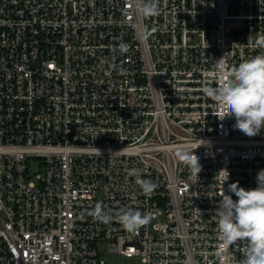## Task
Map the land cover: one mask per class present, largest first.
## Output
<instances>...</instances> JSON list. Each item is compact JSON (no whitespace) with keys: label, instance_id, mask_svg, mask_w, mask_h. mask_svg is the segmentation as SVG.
Masks as SVG:
<instances>
[{"label":"built area","instance_id":"2783aa9c","mask_svg":"<svg viewBox=\"0 0 264 264\" xmlns=\"http://www.w3.org/2000/svg\"><path fill=\"white\" fill-rule=\"evenodd\" d=\"M264 264V0H0V264Z\"/></svg>","mask_w":264,"mask_h":264},{"label":"rangeland","instance_id":"374dc122","mask_svg":"<svg viewBox=\"0 0 264 264\" xmlns=\"http://www.w3.org/2000/svg\"><path fill=\"white\" fill-rule=\"evenodd\" d=\"M103 253L105 254V257L112 261L115 264H131L132 259L128 258L124 255H121L119 253L109 252L105 245L102 246Z\"/></svg>","mask_w":264,"mask_h":264}]
</instances>
